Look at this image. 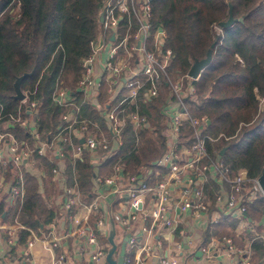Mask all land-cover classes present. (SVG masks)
<instances>
[{
    "label": "built area",
    "instance_id": "1",
    "mask_svg": "<svg viewBox=\"0 0 264 264\" xmlns=\"http://www.w3.org/2000/svg\"><path fill=\"white\" fill-rule=\"evenodd\" d=\"M151 0H102L100 29L89 44L91 51L81 60V74L76 91L56 87L52 100L60 106H72L61 116L59 131L51 137L43 138L38 130V100L31 98L33 91L21 89L23 97L15 113L6 118L0 112V167L11 165L10 179L3 181L4 203L7 208L19 207L25 191L24 173L42 172L34 158L50 157L54 165L50 168L52 179L63 180L61 209L69 217L75 232L83 235L77 252L89 256L92 264L105 262L106 244L98 241V235L107 236L106 213L108 201L119 204L118 223L129 233L126 253L136 252L134 261L126 256L125 262L146 264L154 251L163 248V230L176 226L177 214L190 211L198 216L209 211V221L217 224L223 213H230L238 219L245 218L247 204L257 198H264V191L258 176L250 177L246 169L232 172L219 152L211 153L207 142L227 138L223 133L214 136L207 132L206 115L190 114L185 97L195 99L193 78L188 72L181 74L170 69L172 51L166 46L167 32L161 25L152 23ZM18 15V10L14 17ZM162 80L168 85L167 107L165 109L166 147L155 162L143 166L138 175H125L122 164H115L107 175H94V189L85 199L79 192L76 181L65 183L64 155L69 147L73 158H81L87 150H105L112 156L124 143L123 132L127 124L133 127L135 142L137 133L143 129L153 131L146 116L137 109L128 112L127 104L137 98L147 100L159 93ZM185 81V82H184ZM106 85L108 99L102 109L97 100L101 87ZM140 90L142 93L140 94ZM82 94V102H91L106 122L111 137H107L96 121L81 115V106L76 103ZM24 113V114H23ZM18 125L28 131L26 139H17L12 128ZM90 125L98 132L90 130ZM79 142H74V139ZM83 138L81 142L80 139ZM112 141L117 145L111 147ZM63 160L58 163L57 159ZM63 164V165H62ZM42 174V173H41ZM210 176L216 177V187L212 193L205 191ZM117 204V205H118ZM83 212L79 217L77 214ZM94 218V228L87 226L89 217ZM7 220V219H6ZM21 228H26L21 226ZM108 228V229H107ZM25 242L24 260L29 259L28 248L36 241L49 250L56 245L30 228ZM161 233V235H160ZM109 236V235H108ZM192 238L187 236L188 243ZM226 256L230 264H252L249 258L237 261L233 252H241L234 247L229 237H223ZM216 240H207L200 248L210 252ZM134 262V263H133ZM159 264H179L173 257L161 255ZM56 264L62 263L60 256Z\"/></svg>",
    "mask_w": 264,
    "mask_h": 264
},
{
    "label": "trees",
    "instance_id": "2",
    "mask_svg": "<svg viewBox=\"0 0 264 264\" xmlns=\"http://www.w3.org/2000/svg\"><path fill=\"white\" fill-rule=\"evenodd\" d=\"M102 0H0V112L6 118L15 113L18 99L14 98L15 79L27 73L20 81L21 89L33 91L31 98L38 100V130L43 138L59 131L61 116L72 106H60L52 100L56 87L76 91L81 73V60L91 51L90 40L98 32V13ZM152 23L161 24L167 32L166 46L172 51L170 69L181 74L188 72L195 59L206 56L213 42L210 63L193 81L195 99L184 98L192 115H206L210 120L206 130L215 141L207 142L208 150L220 152L232 172L244 168L248 176H258L264 169V0H151ZM228 2L232 4L235 22L219 32L213 24L228 17ZM18 10V15L14 13ZM241 18V19H240ZM185 82V81H184ZM156 97L127 104V111L137 109L146 116L153 131L143 129L135 142L133 127L124 128V143L112 156L98 163L93 150L73 158L69 147L64 155L65 183L76 181L83 198H89L94 189V175H106L120 162L125 175H138L140 169L155 162L166 147L165 109L168 85L159 80ZM142 90H140V94ZM259 98H262V103ZM108 93L101 87L97 95L104 109ZM81 115L96 121L108 134L106 122L91 103L76 100ZM24 114V113H23ZM17 139L31 143L27 130L18 125L12 128ZM90 130L98 132L90 125ZM74 142H79L74 139ZM213 150V151H212ZM98 151V150H97ZM39 164L49 169L54 165L47 157L36 156ZM23 202L14 207L12 219L31 229L44 227L54 215L48 192L49 181L25 172ZM44 188L41 190V185ZM216 186L215 183H211ZM4 202L0 200V214ZM230 214V213H229ZM245 217L259 221L264 216V198L247 204ZM222 220H226L222 218ZM228 222L211 224L209 230L222 237L233 236ZM29 231H18L19 243H25ZM252 264H264V240L251 242ZM23 261V262H22ZM25 260H21V264ZM127 262L125 264H130Z\"/></svg>",
    "mask_w": 264,
    "mask_h": 264
},
{
    "label": "crops",
    "instance_id": "3",
    "mask_svg": "<svg viewBox=\"0 0 264 264\" xmlns=\"http://www.w3.org/2000/svg\"><path fill=\"white\" fill-rule=\"evenodd\" d=\"M106 129L108 130L107 127ZM104 134L107 137H111L109 130V135L106 133ZM111 147L115 149L117 145H115L112 141ZM93 151V160L100 163V161L105 157L104 153L102 152L100 154L101 150L97 151V149ZM34 159L37 167L42 171V174L40 172L34 174H36L37 177L44 179V181L46 180V182L47 180L49 181L48 192L50 195V201H52L53 204L54 215L44 227L32 230L37 234L45 236L48 240L54 239L56 241V245L49 250L45 248L42 243L36 241L34 245L28 248L29 259L24 263L56 264L57 260L61 256L62 263L64 264H92L89 256L83 254L80 255L77 252L78 247L83 240V235L75 232V228L69 217L66 216V213L61 209V202L64 198L63 180L52 179L50 176V169L49 171L46 170L45 167L39 164L37 158ZM48 159L53 163L54 159L50 157H48ZM57 162L59 164L63 163L62 158L57 159ZM117 163L122 164L120 162ZM114 165L107 174L112 172ZM9 169H11V165H8L7 167H0V200L3 202H5L3 198V181L7 182L6 180L10 179L11 173ZM216 182V177L210 176V179L205 184V191L212 193L216 186H212L211 183H215L216 185ZM43 185L44 183L41 185V190L44 188ZM107 203L110 208L106 213V227L109 228H107L108 234L110 235L114 230V239H116L115 236L117 234V228H122L123 233H120V238H118L122 239V236L125 234V230L118 223L119 204L112 201H108ZM5 204L6 203H4V210L0 214V264H21L20 261L24 259L23 254L25 250V243H19L18 231L21 229V226L24 225H22L15 218L12 219L11 217V213L15 205L7 208ZM176 211L177 209L175 206V209L171 213L172 216L176 217L175 228L172 230H163L162 251H154L149 259H147L146 264H159L158 258L161 255H166L170 258L173 257L179 264H230L231 259L226 256L225 244L222 242L223 237H229L232 244H234L233 246L241 250V252H233V258L238 262L245 258L250 259L251 242L253 239L262 238L264 240V216L261 220L254 221L251 218L246 217L247 219H238L232 214L223 213L218 223L221 221L228 222L227 229L233 233V236L222 235V237H218L209 230V226L211 225L209 221V211H203L198 216L192 215L190 211H183L180 214H177ZM77 215L81 217L83 212H79ZM222 218H225L226 220H222ZM86 224L88 227L94 228V218L92 216L89 217ZM24 227L30 228L28 226ZM29 236L30 235H28V237ZM187 236H190L193 239L191 243H188ZM105 237L106 236L104 235H98L97 239L100 243L105 244L103 242ZM207 240H216V243L211 247L210 252H202L200 246ZM136 254V252H127L126 256H130L134 261ZM100 264H105V262L103 261Z\"/></svg>",
    "mask_w": 264,
    "mask_h": 264
},
{
    "label": "water",
    "instance_id": "4",
    "mask_svg": "<svg viewBox=\"0 0 264 264\" xmlns=\"http://www.w3.org/2000/svg\"><path fill=\"white\" fill-rule=\"evenodd\" d=\"M228 6H229L228 17L225 20H221L218 22V25L222 28L229 27L236 20L235 18H233V15H232V4H231V2H228ZM101 19H102V14L99 15V20H101ZM214 43L215 42H213L211 44L210 48H208L206 56L204 58L195 59L192 62L191 66L188 70L189 76H191L193 78H198L201 70L210 63L211 54H212V47L214 46ZM26 74L27 73H23L22 75L18 76L13 83L14 92H15L13 97L16 99H21L23 97V94H22L21 88H20V81L22 80V78ZM207 123L208 124L210 123L209 119L207 120ZM80 141L82 142L83 138H81ZM224 150H225V148H222L219 153L222 154L224 152ZM258 180H259V183H260V185L264 191V169L258 175ZM128 236H129V233H126L122 236V239L120 241L117 253L114 256V252L116 251V248H117V243L115 242V239H114V233L112 232L109 235L108 241L110 243V247L106 253L105 264H124V259H125V254H126V241L128 239Z\"/></svg>",
    "mask_w": 264,
    "mask_h": 264
},
{
    "label": "rangeland",
    "instance_id": "5",
    "mask_svg": "<svg viewBox=\"0 0 264 264\" xmlns=\"http://www.w3.org/2000/svg\"><path fill=\"white\" fill-rule=\"evenodd\" d=\"M101 9V8H100ZM101 13H100V11H99V13H98V18H97V22H98V30L100 29V22H101V20H99V15H100ZM221 28L222 27H220L218 24H213L212 25V29L213 30H215L216 32H219L220 30H221ZM81 74V73H80ZM80 78V77H79ZM105 86V88H106V85H104ZM107 92V91H106ZM259 100H260V102L262 103L263 101H262V98H259ZM113 232H114V230H113ZM120 233H123V229L122 228H117V234H116V236H115V238L116 239H118V238H120ZM109 235V234H108ZM106 236L105 238H104V243L106 244V246H107V248H108V245H110V243H109V241H108V237L109 236ZM115 239V241H116V243H117V248H116V251L114 252V256L116 255V253H117V250H118V247H119V244H120V241H121V239H118V240H116ZM113 256V257H114Z\"/></svg>",
    "mask_w": 264,
    "mask_h": 264
}]
</instances>
